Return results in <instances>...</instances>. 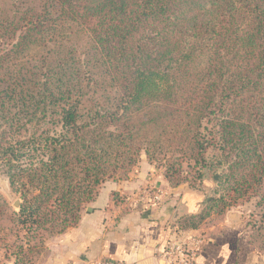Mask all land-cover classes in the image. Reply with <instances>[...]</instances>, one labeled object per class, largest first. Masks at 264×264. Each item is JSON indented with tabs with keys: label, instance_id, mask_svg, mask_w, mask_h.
<instances>
[{
	"label": "trees",
	"instance_id": "trees-1",
	"mask_svg": "<svg viewBox=\"0 0 264 264\" xmlns=\"http://www.w3.org/2000/svg\"><path fill=\"white\" fill-rule=\"evenodd\" d=\"M143 152L173 188L227 190L182 229L264 185V0H0L5 258L34 264Z\"/></svg>",
	"mask_w": 264,
	"mask_h": 264
},
{
	"label": "crops",
	"instance_id": "crops-1",
	"mask_svg": "<svg viewBox=\"0 0 264 264\" xmlns=\"http://www.w3.org/2000/svg\"><path fill=\"white\" fill-rule=\"evenodd\" d=\"M147 167L133 170L126 180L106 182L79 225L50 239L47 253L34 264H85L103 256L127 264H165L161 248L180 234L202 237L197 264H264V255L249 245L238 214L212 215L196 229H182L183 218L202 213L206 194L184 185L170 187L162 174ZM158 192L162 201L153 204Z\"/></svg>",
	"mask_w": 264,
	"mask_h": 264
},
{
	"label": "rangeland",
	"instance_id": "rangeland-1",
	"mask_svg": "<svg viewBox=\"0 0 264 264\" xmlns=\"http://www.w3.org/2000/svg\"><path fill=\"white\" fill-rule=\"evenodd\" d=\"M213 153L211 152V156ZM145 162L147 163L145 166ZM149 168L155 171V174H162L165 177L166 167L160 163H150L146 154L143 152L140 158V161L137 165L132 168L131 172L135 169H144ZM130 172V173H131ZM129 173V174H130ZM196 187L192 188L191 183H186L184 186H188L191 189L198 190L202 193H205L208 197H224L226 198V202H228V192L227 190L218 185L213 181L212 176L207 174L203 181L197 182ZM170 186V185H169ZM171 187V186H170ZM0 198L7 202L9 205V209L11 211L19 212L20 209L15 207V203L20 201L22 204V200L16 195L13 194L9 181L7 177L0 172ZM1 199V200H2ZM20 204V207H21ZM205 208V205H204ZM203 208V210H204ZM229 214H238L241 217V220L244 225V232L246 239L249 245L260 255H264V185L261 187H257L251 191H249L246 197L239 199L229 210H227L223 215H216L217 218H223L225 215ZM70 229V228H69ZM20 231L21 237L24 236V232L21 229H17L12 223L7 220H0V264H6L8 259L5 258L6 252L10 246L14 244H19L22 240H18L16 232ZM62 235V234H61ZM56 236H48L44 239L45 245L43 249L40 251V254L36 256L35 261L42 259V257L47 253L46 252V244L47 242ZM12 258V257H11ZM14 262V259H11ZM35 262V263H36Z\"/></svg>",
	"mask_w": 264,
	"mask_h": 264
},
{
	"label": "built area",
	"instance_id": "built-area-1",
	"mask_svg": "<svg viewBox=\"0 0 264 264\" xmlns=\"http://www.w3.org/2000/svg\"><path fill=\"white\" fill-rule=\"evenodd\" d=\"M162 201V193L158 192L153 198V204ZM203 246V239L199 235L180 234L171 237L161 248L160 258L165 264H197ZM85 264H127L103 256L86 261Z\"/></svg>",
	"mask_w": 264,
	"mask_h": 264
},
{
	"label": "water",
	"instance_id": "water-1",
	"mask_svg": "<svg viewBox=\"0 0 264 264\" xmlns=\"http://www.w3.org/2000/svg\"><path fill=\"white\" fill-rule=\"evenodd\" d=\"M20 204H21V202H20V201H17V202L15 203V207H16L17 209H20Z\"/></svg>",
	"mask_w": 264,
	"mask_h": 264
}]
</instances>
